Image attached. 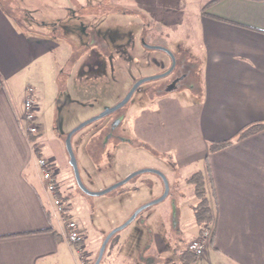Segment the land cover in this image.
<instances>
[{
    "label": "crops",
    "instance_id": "1",
    "mask_svg": "<svg viewBox=\"0 0 264 264\" xmlns=\"http://www.w3.org/2000/svg\"><path fill=\"white\" fill-rule=\"evenodd\" d=\"M83 1L0 0V264H86L66 237L38 158L59 168L56 188L67 206L64 214L76 221L90 254L134 210L131 206L112 215L99 230L88 215L72 212L75 197L64 198L71 191L68 182L74 181L64 138L86 118L83 106L89 102L91 108L98 98L101 51L103 58L109 52L99 46V28L108 38L114 34L112 16L100 22L96 13L82 12L93 5ZM21 12L27 17L21 19ZM195 21L196 33L187 47V59L199 63L194 84L156 93V86L148 87L143 102L126 114V137L139 141L154 159L169 158L172 167L160 170L177 173L171 177L172 229L177 239L187 234L185 243L200 232L190 210L196 198L185 181L196 171L204 176L213 222L204 253L193 264H264V128L211 149L264 122V0H208ZM28 86L39 105L37 135L26 134L21 122ZM57 106L63 116L54 127ZM48 121L55 131L49 136ZM117 240L121 250V238ZM161 252L154 264H169L166 249ZM176 264H182L179 255Z\"/></svg>",
    "mask_w": 264,
    "mask_h": 264
},
{
    "label": "rangeland",
    "instance_id": "2",
    "mask_svg": "<svg viewBox=\"0 0 264 264\" xmlns=\"http://www.w3.org/2000/svg\"><path fill=\"white\" fill-rule=\"evenodd\" d=\"M99 1V5L94 6L96 0H92V2L84 0V5L92 3L93 5L82 12L96 13L99 15L100 22L105 16H112L110 21L114 28L112 27L110 30L114 31V34L108 38L103 32L104 29L99 28L101 36L99 46L101 49L109 51L106 52L108 58H103L102 55L105 54L100 50L99 67L102 68V74L97 81L98 98L92 99L90 103L93 106L91 108L87 106L89 102L83 106L84 109L81 111L86 115V118L81 122L99 114L105 107L114 106L138 79L164 72L161 61L167 62V68L170 66V58L164 51L146 48L142 45L141 39L149 45L163 46L171 50L176 57V66L168 76L141 84L129 102L115 113L87 124L72 135L71 145L79 175L82 183L90 191H100L135 170L150 168L161 171V168L165 170V167L171 166L169 158L154 159L147 154L143 146L129 142L121 143L120 148L123 149V152L118 155L119 149L115 152L116 144L113 137L122 134L129 135L130 131L124 129V132L123 130L127 122L121 125L123 132L113 131L111 138L108 137L112 131L107 128L109 121L113 118L128 114L133 107L142 103L143 97L145 98L148 92L150 93V90L146 92L148 87L159 86V89L166 90L172 79L184 74L185 65L191 67V72H187L188 76L180 80L181 86L188 87L194 84L199 63L196 59H187L189 55L187 47L196 33L195 19L203 13L204 5L208 2V0ZM154 6L157 10L153 9ZM25 14L21 12L20 18L27 17ZM105 38L110 40L108 48L104 45ZM178 48H184L185 51L178 52ZM154 90L155 87L152 93H156ZM60 111V107L57 106L53 121L54 127L60 125L63 116ZM45 128L47 136L55 132L49 121L45 124ZM84 159L88 160L87 164H84ZM128 170L129 172L125 176L119 177L121 172ZM173 173L177 175L173 170L166 174L169 178L167 197L144 209L127 227L117 232L116 237L107 244L100 264H154L157 261L156 256L158 257L159 253L162 254L161 251H165V249L167 251L165 256L169 264L177 263L179 252L185 249L184 239L187 234L182 233L177 239L176 232L172 229V225L176 221L173 214L175 206L174 203H171L175 192V181L172 182L171 178ZM106 180L114 182L101 189L96 188ZM151 180L156 185L152 186L149 182ZM69 184L72 186L71 191L66 192L64 198L69 200L75 197L72 202L70 200L72 212L88 215L92 226L99 230L105 227L103 225L109 222V218H113L112 215L121 214L131 206L135 210L158 198L163 192L162 181L157 175L150 172L140 173L124 185L100 196L86 195L79 190L74 181L68 182ZM192 192L191 187L190 193ZM206 230L209 231V228ZM118 236L122 241L121 250L117 240ZM100 244L101 240L97 242L93 254H90L88 249H82L80 254L84 263L93 264ZM174 248L176 249L173 250V255L171 250Z\"/></svg>",
    "mask_w": 264,
    "mask_h": 264
},
{
    "label": "water",
    "instance_id": "3",
    "mask_svg": "<svg viewBox=\"0 0 264 264\" xmlns=\"http://www.w3.org/2000/svg\"><path fill=\"white\" fill-rule=\"evenodd\" d=\"M142 45H144L146 48H153V49H160L162 51H164L170 58L171 60V65L169 67V69L161 74L158 75H154V76H149V77H145V78H141L138 79L136 82L133 83V85L131 86V88L129 89V91L127 92V94L124 96V98L119 101L117 104H115L114 106L111 107H105L102 112H100L99 114L79 123L78 125H76L75 127H73L71 130H69L66 133V136L64 138V146H65V150L68 156V163L72 169V173H73V177H74V181L77 185V187L79 188L80 191H82L83 193H85L86 195H90V196H100V195H104L107 194L115 189H117L118 187L124 185L125 183H127L132 177H134L135 175H138L140 173H144V172H150V173H154L155 175H157L163 184V192L162 194L148 202L145 203L143 205H141L140 207L136 208L131 214L130 216L124 221L122 222L120 225L114 227L113 229H111L103 238L100 247L98 249V253L97 256L93 262V264H100V261L103 257L106 245L108 243V241L110 240V238L116 234L117 232H119L120 230L124 229L125 227H127L144 209H146L147 207L154 205L158 202H161L163 199H165L169 193V183H168V179L167 177L159 170L156 169H139V170H135L133 172H131L130 174H128L127 176H125L123 179L119 180L118 182L100 190V191H90L89 189H87L85 187V185L82 183L80 175H79V171H78V167H77V161L72 149V145H71V138L72 135L77 132L78 130H80L81 128H83L84 126H86L87 124L96 121L112 112H114L115 110L119 109L120 107H122L131 97V95L133 94L134 90L141 84L147 81H152L161 77L166 76L167 74H169L174 65H175V57L174 54L166 47L163 46H156V45H149L147 43H145L143 40H141Z\"/></svg>",
    "mask_w": 264,
    "mask_h": 264
},
{
    "label": "built area",
    "instance_id": "4",
    "mask_svg": "<svg viewBox=\"0 0 264 264\" xmlns=\"http://www.w3.org/2000/svg\"><path fill=\"white\" fill-rule=\"evenodd\" d=\"M38 113H39V105L38 100L35 97L34 89L28 86L25 90V95L22 100V113H21V122L23 125V130L26 134L29 135H37L39 131L38 125ZM37 165L41 172L42 180L45 184V188L52 194L53 204L57 210V212L61 215L63 220L64 228L66 231V237L68 241L77 246V250L81 253L83 246L82 241L84 240V236L79 230V227L75 220L67 217L64 213L67 206L66 204L60 200L57 196V188H56V178H57V168L54 164L45 159L38 158ZM204 228L201 236H196L194 238H190L186 242L185 249L195 255L196 257H201L204 253L205 245L204 241L208 238L209 232ZM82 257V256H81Z\"/></svg>",
    "mask_w": 264,
    "mask_h": 264
},
{
    "label": "trees",
    "instance_id": "5",
    "mask_svg": "<svg viewBox=\"0 0 264 264\" xmlns=\"http://www.w3.org/2000/svg\"><path fill=\"white\" fill-rule=\"evenodd\" d=\"M262 128H264V122L258 123V124H253V125H250L248 127H245L244 129L241 130V132L237 133L233 138L226 140V141L222 142L221 144L211 145V149L215 148V147L226 146V145L230 144L234 138H240V137L246 136L247 134H250V133H252L256 130L262 129ZM35 151L37 153V156L40 157L39 147L37 144H35ZM185 182L187 184L191 185L192 190H193V194L196 198V202L191 205L190 210L192 212L193 221L200 228V232H199L198 236H201L203 229L208 228L213 222L212 210L210 208L209 200L207 198L206 191H205L204 176L202 175V173L200 171H196L193 174H191L186 179ZM211 194L213 195V188L211 189ZM57 196L60 197V194L58 192H57ZM116 234H114L110 238L108 243L116 237ZM179 259H180L182 264H193L197 261L198 257H196L195 255H193L192 253H190L189 251L184 249L182 252H179Z\"/></svg>",
    "mask_w": 264,
    "mask_h": 264
},
{
    "label": "flooded vegetation",
    "instance_id": "6",
    "mask_svg": "<svg viewBox=\"0 0 264 264\" xmlns=\"http://www.w3.org/2000/svg\"><path fill=\"white\" fill-rule=\"evenodd\" d=\"M141 40H143V39H141ZM144 41V40H143ZM171 51V50H170ZM172 52V51H171ZM173 53V52H172ZM174 54V53H173ZM174 57H175V55H174ZM170 65H171V60H170ZM175 66H176V57H175V65H174V67H173V69L175 68ZM170 67V66H169ZM169 67L168 68H165V69H163L162 71H164V72H166L168 69H169ZM190 66H186L185 65V69L183 70L184 71V74L182 75V76H179V77H177L176 79H172L170 82H169V85H168V88L166 89L167 91H169V90H172V89H175V88H178V87H181V83H180V80L182 79V78H185L186 76H188V74H187V72H189L190 71ZM173 69H172V71H173ZM171 71V72H172ZM164 72H162V73H164ZM171 72L169 73V74H171ZM191 72V71H190ZM169 74H167L166 76H168ZM166 76H164V77H166ZM164 77H161V78H164ZM161 78H158V79H161ZM156 80V79H155ZM136 82V81H135ZM141 84H143V83H141ZM140 84V85H141ZM133 85V84H132ZM131 85V86H132ZM139 85V86H140ZM139 86L134 90V92L139 88ZM131 88V87H130ZM129 88V89H130ZM129 89H128V91H129ZM155 90H156V92H158V91H160V90H162V89H159V86H156L155 87ZM154 90V91H155ZM127 91V92H128ZM127 92H126V94H127ZM134 92H133V94H134ZM125 94V95H126ZM132 94V95H133ZM124 95V96H125ZM132 95H131V97H132ZM124 96L119 100V101H121L123 98H124ZM131 97L129 98V100L131 99ZM129 100L124 104V105H126L128 102H129ZM118 101V102H119ZM117 102V103H118ZM116 103V104H117ZM123 105V106H124ZM122 106V107H123ZM122 107H120L119 109H121ZM119 109H117V110H115L114 112H112V113H110V114H108V115H106V116H109V115H111V114H113V113H115L116 111H118ZM106 116H104V117H106ZM103 118V117H102ZM125 118H126V114H124V115H118V116H116L115 118H113L111 121H109V124H108V128L107 129H109V131H112L111 132V134L109 135V137L108 138H111L112 137V134H113V131H119V132H123L122 130H121V125L124 123V122H128V120L126 119L125 120ZM101 119V118H100ZM125 120V121H124ZM125 128L123 127V130H124ZM124 132H125V130H124ZM109 133V132H108ZM127 136V134H122V135H116V136H114L113 138V140H115V146H116V150L119 148V145L121 144V143H124V142H129V143H133V144H135V145H139V142H137V141H135V140H133V139H131V138H129V137H126ZM108 140V139H107ZM136 176V175H135ZM134 176V177H135ZM134 177H132L130 180H132ZM129 180V181H130ZM128 181V182H129ZM169 183V182H168Z\"/></svg>",
    "mask_w": 264,
    "mask_h": 264
}]
</instances>
